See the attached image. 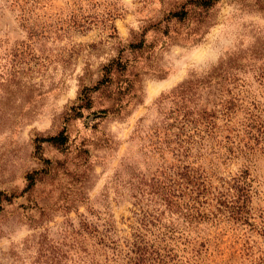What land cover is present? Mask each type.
<instances>
[{"label": "rangeland", "instance_id": "374dc122", "mask_svg": "<svg viewBox=\"0 0 264 264\" xmlns=\"http://www.w3.org/2000/svg\"><path fill=\"white\" fill-rule=\"evenodd\" d=\"M201 1L0 0V264H264V0Z\"/></svg>", "mask_w": 264, "mask_h": 264}, {"label": "trees", "instance_id": "16d2710c", "mask_svg": "<svg viewBox=\"0 0 264 264\" xmlns=\"http://www.w3.org/2000/svg\"><path fill=\"white\" fill-rule=\"evenodd\" d=\"M218 0H202L199 5L205 9H209L212 5ZM48 141L52 142L56 145H62L65 143V138L63 136L50 138ZM163 195L161 196L162 200L167 202L169 205L174 206V201H172L175 196H178V192L181 191V188L184 187L187 192L190 194H194L195 196H206L207 187L205 184V180L201 178V175L194 173L190 170H187L183 174H179L176 179H168L163 182ZM195 204H193L190 209L193 211L189 215L192 220H201L205 218L206 213L204 210L196 207L197 200H194Z\"/></svg>", "mask_w": 264, "mask_h": 264}]
</instances>
